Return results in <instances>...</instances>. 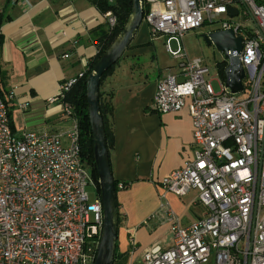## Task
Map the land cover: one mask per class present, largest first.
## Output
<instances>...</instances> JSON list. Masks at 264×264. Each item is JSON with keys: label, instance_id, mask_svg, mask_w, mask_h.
<instances>
[{"label": "built area", "instance_id": "built-area-1", "mask_svg": "<svg viewBox=\"0 0 264 264\" xmlns=\"http://www.w3.org/2000/svg\"><path fill=\"white\" fill-rule=\"evenodd\" d=\"M143 8L151 38L170 39L166 51L180 69L160 77L153 108L169 114L189 105L196 148L185 167L160 184L178 197L198 191L207 214L183 226L162 205L152 218L170 224L172 246L145 250L142 264H264V0H143ZM105 17L112 29L117 26L111 12ZM238 17L253 19L256 28L235 22ZM206 24L220 25L213 32L232 30L242 38L239 57L246 77L238 94L246 97L231 93L219 72L207 79L211 68L188 56L184 37ZM83 76L53 99L70 122L57 134L15 131L0 91V264H95L103 201L99 183L85 170L75 110L65 101ZM126 188L118 184L119 191Z\"/></svg>", "mask_w": 264, "mask_h": 264}, {"label": "crops", "instance_id": "crops-1", "mask_svg": "<svg viewBox=\"0 0 264 264\" xmlns=\"http://www.w3.org/2000/svg\"><path fill=\"white\" fill-rule=\"evenodd\" d=\"M0 10V91L13 129L64 132L70 122L62 116L61 102L53 99L64 85L87 72L97 56L112 29L105 14L91 0H0ZM140 28L126 58L119 60L100 86L112 136L111 168L114 179L127 186L117 193V251L133 264L142 263L147 249L172 246L170 224L152 218L162 205H168L183 226L207 214L198 191L178 197L161 187L164 178L184 168L194 156L193 122L189 105L177 113L154 110L158 80L168 72L178 74L179 61L175 59L178 66H158L157 72L145 75V66L139 61L140 67L136 66L135 58L149 54L147 44L154 47V42L170 39H152L148 25L147 32ZM143 34L150 36L147 44ZM172 43L178 47L175 39ZM149 59L159 61L153 52Z\"/></svg>", "mask_w": 264, "mask_h": 264}, {"label": "water", "instance_id": "water-1", "mask_svg": "<svg viewBox=\"0 0 264 264\" xmlns=\"http://www.w3.org/2000/svg\"><path fill=\"white\" fill-rule=\"evenodd\" d=\"M233 16L238 15L231 9ZM144 21L143 0H133V12L123 32L100 58L87 80V102L93 140L94 162L99 177L104 207V231L95 264H114L119 233V211L115 179L111 168L104 118L100 104V86L103 76L125 55ZM207 46H215L225 57L226 86L233 94L243 91L245 69L239 55L243 40L234 31L211 32L204 37Z\"/></svg>", "mask_w": 264, "mask_h": 264}, {"label": "trees", "instance_id": "trees-1", "mask_svg": "<svg viewBox=\"0 0 264 264\" xmlns=\"http://www.w3.org/2000/svg\"><path fill=\"white\" fill-rule=\"evenodd\" d=\"M91 2L95 5V7L103 14L111 12L117 18V26L110 30V34L105 37V40L102 41L99 45V51L97 56L90 62L87 72L84 73L83 78L78 79L76 83L71 87V89L66 93L65 101L69 103L75 110V115L79 121L81 128V146L82 153L84 157L89 159L93 166V176L99 183L98 173L95 167L94 162V151H93V140H92V132L91 125L89 119V110H88V102H87V80L89 75L92 73L96 64L100 60V58L107 52V50L113 45L116 39L123 32L124 28L128 24L130 17L133 12V0H116L113 3H110L109 0H91ZM118 64V63H117ZM116 64V65H117ZM115 65V66H116ZM114 67H112L102 78V81L105 77L110 74ZM228 66L227 61H222L218 64L219 75L223 81H226L225 71ZM102 83V82H101ZM100 104H101V95H100ZM101 112L104 118L106 135H107V145L108 148H111L112 145V136L110 129L108 128V124L106 121V117L104 114V110L101 104ZM11 117V113H10ZM12 124V122H11ZM118 184L119 182L115 180L116 192L118 193ZM100 190V185H99ZM101 193V192H100ZM119 209V206H118ZM120 219V216H119ZM120 222V220H119ZM123 259V256L118 253L116 248L115 253V261L114 264L120 262Z\"/></svg>", "mask_w": 264, "mask_h": 264}, {"label": "rangeland", "instance_id": "rangeland-1", "mask_svg": "<svg viewBox=\"0 0 264 264\" xmlns=\"http://www.w3.org/2000/svg\"><path fill=\"white\" fill-rule=\"evenodd\" d=\"M114 1L116 2V0H114ZM235 22L244 23L247 26H249L250 28H256V25H255V22L253 19H250L248 22H244L243 17H238L235 19ZM146 24L147 23L145 21H143V23L141 24L140 30H142V32H144V31L147 32V30H148L147 25L148 24L147 25ZM219 28H220L219 24H212V25L206 24L201 29H198V30H195V31L188 33L183 39V44H184V47H185V50H186L188 56L191 59H197V58L202 59L211 68V73L207 77V79H216L217 78L218 64L225 60L224 55L214 45L213 46H207V44L205 43V40H204L205 35H208L209 33L213 32L215 30H218ZM143 37L145 38V39H143V41L144 40L146 41L144 44H147L148 43L147 41L150 39V36H148V34L147 35L143 34ZM168 43H169L168 41L165 42L164 40H160V41L154 42V47H152L153 43H150L149 45L147 44L146 48H149V49H147L149 54L145 52V54L139 56L138 58H135V61L137 63L136 66L140 67L139 62L142 63V65H144L146 68V74L145 75H149L150 73H153L154 70H155V72H157L158 66L164 67V68L165 67H173L175 65L178 66V61L171 58L170 56H172V55L170 53H167V51H166V45ZM171 47H172L173 51L177 50V48H178L177 45L173 44L172 42H171ZM152 52L155 53L156 57L157 56L159 57V61L155 60V62H152L151 59H149L150 53H152ZM126 53H125V55H126ZM125 55L122 57L123 60H124V58H126ZM213 85H214L215 91L220 92L219 86H218L216 81L213 82ZM236 95L238 97H246V95H244V94H236ZM84 166H85V170L88 173V175L90 177H94L93 176V166H92L91 162L89 161V159H87L86 157H84ZM117 264H133V263H130L128 258H123ZM135 264H142V263L141 262H135Z\"/></svg>", "mask_w": 264, "mask_h": 264}]
</instances>
